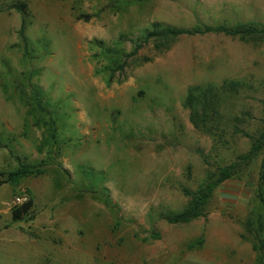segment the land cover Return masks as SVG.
<instances>
[{
	"label": "rangeland",
	"instance_id": "374dc122",
	"mask_svg": "<svg viewBox=\"0 0 264 264\" xmlns=\"http://www.w3.org/2000/svg\"><path fill=\"white\" fill-rule=\"evenodd\" d=\"M241 21L264 26V0H0V179L43 169L0 185V264H262L246 222L264 151L240 155L264 131V37L143 39ZM234 161L199 216L164 218ZM17 196L33 205L13 221Z\"/></svg>",
	"mask_w": 264,
	"mask_h": 264
},
{
	"label": "trees",
	"instance_id": "16d2710c",
	"mask_svg": "<svg viewBox=\"0 0 264 264\" xmlns=\"http://www.w3.org/2000/svg\"><path fill=\"white\" fill-rule=\"evenodd\" d=\"M15 9L21 11L23 15V19L18 30V34L21 38L24 37L25 30V15L27 13L26 10V2L25 1H17L10 5ZM204 32H216V33H224L228 35H239L241 38H245L251 35H261L264 37V26H257L252 22H238L234 25H226V24H218V25H203L200 27H195L192 29H185L179 27L166 26L163 24H158L157 22L152 23L151 28L145 30L143 34L144 41L148 39H155L160 42V46L164 48H168L172 42L180 35L188 33H204ZM105 50V49H104ZM105 51L111 53L113 56L112 63L121 67L123 62H121L120 51L117 49L107 48ZM196 87H191L189 89L190 93L188 99V104L191 106L194 95L193 91ZM40 105L39 102H37ZM260 149L264 151V131L260 134L258 138H256L253 142L252 147L247 153L241 154L240 158L250 159L252 155L257 153ZM236 167V162L220 167L219 168V176L216 179H210L205 184L202 191L197 193H191L190 200L181 211L175 212L173 214H165L164 218L170 223H180L187 222L201 214V207L210 197L211 193L215 186L219 183L224 182L229 179H233L232 174L234 173ZM43 173V169L39 164H33L27 161H23L21 159L18 160V166L10 171L3 172V178L0 179V185L2 183H11L17 184L24 177L30 175H39ZM236 179V178H234ZM256 195L258 202L253 207L250 212V215L247 219L246 226L248 232H251L254 240L256 241L255 248L262 250V264H264V155L261 160L260 165V173L258 176ZM33 205L32 198H27L24 202L17 204L12 209V220L18 221L23 219L25 215H27ZM158 235L156 234V237ZM195 245H199L202 243V238H198L193 242Z\"/></svg>",
	"mask_w": 264,
	"mask_h": 264
},
{
	"label": "built area",
	"instance_id": "2783aa9c",
	"mask_svg": "<svg viewBox=\"0 0 264 264\" xmlns=\"http://www.w3.org/2000/svg\"><path fill=\"white\" fill-rule=\"evenodd\" d=\"M23 198L24 197H21V196H17L16 198H15V203H21V201L23 200Z\"/></svg>",
	"mask_w": 264,
	"mask_h": 264
}]
</instances>
